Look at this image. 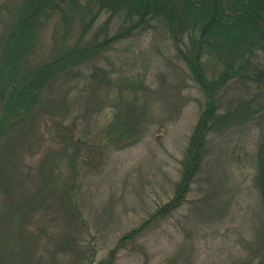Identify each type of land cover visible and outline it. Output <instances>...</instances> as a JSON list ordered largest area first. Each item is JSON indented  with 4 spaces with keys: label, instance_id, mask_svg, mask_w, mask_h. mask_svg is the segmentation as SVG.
<instances>
[{
    "label": "rangeland",
    "instance_id": "374dc122",
    "mask_svg": "<svg viewBox=\"0 0 264 264\" xmlns=\"http://www.w3.org/2000/svg\"><path fill=\"white\" fill-rule=\"evenodd\" d=\"M22 1L0 0L2 86L9 87L6 54L17 38ZM107 17L86 43L118 31L122 20L105 30ZM147 26L70 78L50 82L31 111L3 120L0 233L6 235L0 236V264H103L110 255L112 264L262 260L264 82L256 74L264 57L259 53L224 87L221 114L233 122L210 133L185 202L152 219L175 197L205 96L169 29L157 21ZM78 29L76 23L73 37ZM63 32L53 20L34 37L36 46L32 36L25 39L23 50H31L19 74L49 62ZM220 70L216 63L207 66L210 76ZM3 115L0 96V125ZM32 213L33 223L24 227Z\"/></svg>",
    "mask_w": 264,
    "mask_h": 264
},
{
    "label": "trees",
    "instance_id": "16d2710c",
    "mask_svg": "<svg viewBox=\"0 0 264 264\" xmlns=\"http://www.w3.org/2000/svg\"><path fill=\"white\" fill-rule=\"evenodd\" d=\"M104 15L108 16L105 30L114 19L122 20L118 31L105 35L100 41L92 39L86 43L85 39ZM16 18L13 35L17 33V38L6 54L7 65L12 70L9 87L0 84L4 104L0 133L5 126L3 120L31 111L43 89L59 76L70 78L77 67L92 62L102 51L137 31L147 29L151 21L160 22L169 29L193 80L203 91L205 106L189 138L183 177L176 187L175 197L152 219L170 215L185 202L206 157L210 133L233 122L227 120L226 114H221L224 87L249 69L259 53L264 57V0H23ZM53 20L64 27V32L54 44L56 50L51 59L33 69L26 68L20 75V65H25L28 60L25 57L31 50H23L24 40H30L32 36L31 43L35 44L34 37ZM76 23L78 37L73 41L77 36L72 35ZM211 63L222 67V71L210 76L207 66ZM256 76L264 82V63ZM258 185L264 199V144L259 153ZM33 213L24 227L33 223ZM5 235L0 233V236ZM9 254L14 262L15 253L10 251ZM112 259L110 255L103 264H112ZM259 264H264V254Z\"/></svg>",
    "mask_w": 264,
    "mask_h": 264
}]
</instances>
